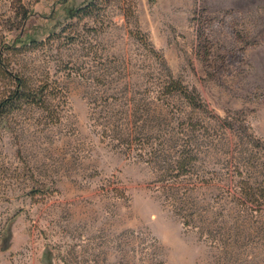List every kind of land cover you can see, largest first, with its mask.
I'll return each instance as SVG.
<instances>
[{
    "label": "rangeland",
    "instance_id": "obj_1",
    "mask_svg": "<svg viewBox=\"0 0 264 264\" xmlns=\"http://www.w3.org/2000/svg\"><path fill=\"white\" fill-rule=\"evenodd\" d=\"M15 76L0 264H264V0H0Z\"/></svg>",
    "mask_w": 264,
    "mask_h": 264
},
{
    "label": "trees",
    "instance_id": "obj_2",
    "mask_svg": "<svg viewBox=\"0 0 264 264\" xmlns=\"http://www.w3.org/2000/svg\"><path fill=\"white\" fill-rule=\"evenodd\" d=\"M93 7V5L89 6L88 8L81 10L79 14H83L84 16H91L93 14ZM137 39L146 41V37L140 34L137 36ZM14 78L16 83L15 90L10 92L9 97L4 98L0 102V123L3 115L7 113V111H9L10 109H20L23 103H40V101H38L37 94H33V92H31L27 82H25L21 77L18 76H15ZM169 90L170 93H176L181 95L192 107L197 108L201 111H207V106L203 102L201 96L197 95L196 93L190 92L181 82H173ZM188 150L189 151L187 152V156H184L182 160L178 162L179 167L183 169V171H185L183 173H187L186 168L191 167L193 164L192 161L194 153H192V150Z\"/></svg>",
    "mask_w": 264,
    "mask_h": 264
}]
</instances>
